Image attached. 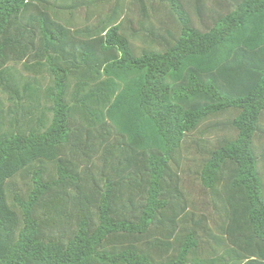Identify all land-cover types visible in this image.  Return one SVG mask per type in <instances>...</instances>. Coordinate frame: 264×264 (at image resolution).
<instances>
[{"label": "trees", "instance_id": "obj_1", "mask_svg": "<svg viewBox=\"0 0 264 264\" xmlns=\"http://www.w3.org/2000/svg\"><path fill=\"white\" fill-rule=\"evenodd\" d=\"M263 136L264 0H0V264H264Z\"/></svg>", "mask_w": 264, "mask_h": 264}, {"label": "rangeland", "instance_id": "obj_2", "mask_svg": "<svg viewBox=\"0 0 264 264\" xmlns=\"http://www.w3.org/2000/svg\"><path fill=\"white\" fill-rule=\"evenodd\" d=\"M199 133H200V132H196V133L190 135V136L187 138L188 142H190V143H195L196 141H198V139H199V137H200V136H199ZM263 138H264V136H263ZM262 141L264 142V139H262ZM183 181H184L185 186H186L187 188L192 189V192L196 193V191H197V186H192V185H191V180L188 178L187 174H184V175H183ZM200 203H201V202H200Z\"/></svg>", "mask_w": 264, "mask_h": 264}]
</instances>
